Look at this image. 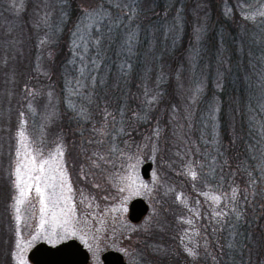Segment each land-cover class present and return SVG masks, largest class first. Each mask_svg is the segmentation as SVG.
I'll list each match as a JSON object with an SVG mask.
<instances>
[{
  "label": "trees",
  "instance_id": "1",
  "mask_svg": "<svg viewBox=\"0 0 264 264\" xmlns=\"http://www.w3.org/2000/svg\"><path fill=\"white\" fill-rule=\"evenodd\" d=\"M95 1L100 19L84 55L71 47L76 0H0V148L6 150L0 242L11 227L6 203L18 116L28 120L36 139L61 140L62 118L50 111L48 92L54 87L61 101L81 62L98 61L79 121L88 127L114 111L124 128H133L125 126L132 118L126 109L135 105L138 129H126L118 147L131 153L139 134L150 133L163 160L156 209L129 239L130 261L264 264V21L239 22L259 0ZM230 14L237 17L234 24ZM178 75L190 79L175 87L182 96L171 98L180 102L173 112L164 107L169 103L158 114L137 106L135 94L146 82H154L160 95L165 81L173 85ZM43 99L51 105L50 121L38 119ZM144 118L151 128H143ZM80 122L65 129L79 130ZM115 166L113 158L109 173ZM205 193L232 194L231 210L217 217Z\"/></svg>",
  "mask_w": 264,
  "mask_h": 264
},
{
  "label": "rangeland",
  "instance_id": "2",
  "mask_svg": "<svg viewBox=\"0 0 264 264\" xmlns=\"http://www.w3.org/2000/svg\"><path fill=\"white\" fill-rule=\"evenodd\" d=\"M76 4L80 10L78 17L73 19L71 47L74 50L82 51L85 55L92 43L91 31L99 23L100 14L86 16L82 9L99 10V7L95 0H76ZM223 5H225L224 2ZM243 8L241 7V9ZM261 12H264V0L249 5L246 13L240 16L239 22H242V25L256 26L258 22L264 21V15L259 14ZM229 16L230 24H234L237 17L231 14ZM81 63L77 71L78 75L69 83L72 86L65 90L66 95L61 97V101L53 91L54 87L48 92L49 99L52 98L53 101V108L50 111L53 114L59 111L56 118L73 119L74 125L76 122H80L78 115L86 112L85 100H87L89 91L95 82V77L91 75L94 74L96 67L101 65L98 61L84 60ZM84 67L87 69L85 70ZM188 79L190 77L185 79L183 75H178L171 78L173 85L165 81V84L162 85L165 90L160 91V95L154 82H146L144 86L140 87V94H135L139 102L136 103L137 106L143 103L144 113L156 112L155 114H158L161 111L160 106L169 103L164 107L173 112L176 103L180 104V102L171 98L182 96L174 93L175 87L178 84L185 86L186 82H189ZM140 98H142L141 101H139ZM48 107L51 108L50 103L48 104L43 99L41 114L38 116L39 121L51 120L52 113L48 111ZM126 111L132 118L126 122L125 126L130 125L133 128H124L119 112L112 111L107 113L108 115L102 123L95 121L86 127L80 122L81 124L77 127L80 129L71 132L65 128L76 127L74 125L68 127L66 120L62 121L61 119L59 121L62 139L58 140L57 136H49L45 139L47 141L36 139L35 132L32 131L28 120L23 116H18L17 125L14 128L13 149L10 150L12 151L9 173L11 193L6 203L11 227L6 226V241L0 242L2 251L0 264H18V257L21 255L25 264H30L27 260V253L37 242L43 241L49 245H55L70 238L78 240L88 251L89 264H102L100 255L108 249L121 252L128 264H137L131 262L128 256V251L131 248L129 239L132 234H136L140 228L144 227L148 217L154 212V205L156 209L157 185L158 182L162 183L160 175L164 170L162 154L157 148L154 135L140 133L139 138L142 140H139L138 144L131 149V153L127 152L126 146L121 149L118 147L117 143L120 142L118 138L126 129L127 131L138 129L134 127L136 126V117L140 116V112L135 105H131ZM144 122L143 128H151L147 118H144ZM5 151L4 147L0 148V172L5 168L6 161L3 159ZM26 153L29 154L27 158ZM33 156L37 162L42 159L49 160L52 171L48 174L55 177L49 181L53 186L45 189L46 197L50 199L46 201L49 204L48 213L43 217L40 212V199L35 188L25 189L27 194L21 197L20 191L24 188V184L17 186V166L27 164L28 158ZM113 158L118 170L114 169V173H109ZM147 161L153 164V168L150 179L143 180L140 176V167ZM21 175L27 181L23 166ZM64 182L71 188L70 192L67 191V188H63ZM62 189L63 195H61ZM231 195L230 193H205L203 198L207 200L206 204H211L217 211L216 216L221 218L227 214L228 210H231L229 207ZM135 197L143 198L149 205L147 215L139 224H131L127 219L128 203ZM17 200L22 202L17 204ZM52 200H59V206L53 208ZM69 209H71L70 212ZM62 210L71 216L75 235L66 236L63 239H60L59 235L48 237V233L53 228V225L49 223L53 212L59 218ZM42 219L45 221L43 228H41ZM56 232L60 235L63 234V230L58 227ZM38 233L39 235H37ZM33 236H37V238L33 239Z\"/></svg>",
  "mask_w": 264,
  "mask_h": 264
},
{
  "label": "water",
  "instance_id": "3",
  "mask_svg": "<svg viewBox=\"0 0 264 264\" xmlns=\"http://www.w3.org/2000/svg\"><path fill=\"white\" fill-rule=\"evenodd\" d=\"M153 164L144 162L140 167L143 180L150 179ZM149 205L141 197L131 199L127 206V219L131 224H139L147 215ZM102 264H128L119 251L108 249L100 255ZM30 264H89L90 255L76 239L70 238L55 245L37 242L27 253Z\"/></svg>",
  "mask_w": 264,
  "mask_h": 264
},
{
  "label": "snow or ice",
  "instance_id": "4",
  "mask_svg": "<svg viewBox=\"0 0 264 264\" xmlns=\"http://www.w3.org/2000/svg\"><path fill=\"white\" fill-rule=\"evenodd\" d=\"M84 11V14L86 16H97L99 15V11L96 9L93 10H87L82 9ZM260 15H264V12L259 13ZM29 156V154L26 153V158ZM25 169V173L27 176V181H30L31 183H28L24 180L23 176L21 175V167ZM18 165L17 166V186L19 187L20 184H24V188L20 191V196L24 197L26 196V190H31L33 187L35 188V192L38 194L40 199V212L41 216H45L48 213L49 204L46 202L49 200V197H46L45 189L52 187L53 185L49 183L50 180L55 179L54 176H50L48 173L52 171L51 164L49 160H40L37 162L36 158L30 157L28 158V163L24 165ZM63 188H67V191L70 192L71 188L67 186V183L64 182ZM61 195H63V189L61 192ZM21 200H17V204L21 203ZM53 208L59 206L60 201L59 200H52L51 201ZM71 209H69V212ZM45 221L41 220V228H43ZM53 225L52 231L48 233V237L59 235L60 239L65 238L66 236H72L75 235V232L72 229V220L71 216L68 214V212L61 211L59 214V218L57 217V214L53 212L51 220L49 221ZM60 228L63 230V234L60 235L56 232V228ZM39 235V233L37 234ZM46 237V238H48ZM37 236H33V239H36ZM19 247V245H18ZM21 252H23V249H21ZM18 264H25V261L23 259V256L18 257Z\"/></svg>",
  "mask_w": 264,
  "mask_h": 264
}]
</instances>
